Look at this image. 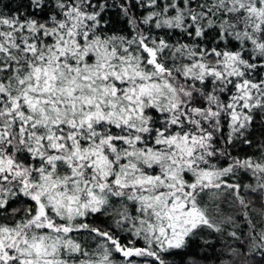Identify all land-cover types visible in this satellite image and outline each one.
<instances>
[{"label": "snow or ice", "instance_id": "snow-or-ice-1", "mask_svg": "<svg viewBox=\"0 0 264 264\" xmlns=\"http://www.w3.org/2000/svg\"><path fill=\"white\" fill-rule=\"evenodd\" d=\"M194 243L264 264V0H0V264Z\"/></svg>", "mask_w": 264, "mask_h": 264}, {"label": "trees", "instance_id": "trees-1", "mask_svg": "<svg viewBox=\"0 0 264 264\" xmlns=\"http://www.w3.org/2000/svg\"><path fill=\"white\" fill-rule=\"evenodd\" d=\"M3 2L8 4L10 0H3ZM172 259H174L175 264H191L193 260H198V264H217L212 251L204 249L198 243L192 244L188 249L183 250L180 255ZM225 259H228V257H225Z\"/></svg>", "mask_w": 264, "mask_h": 264}]
</instances>
